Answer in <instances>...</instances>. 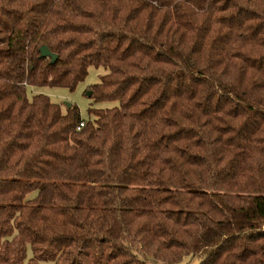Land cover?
<instances>
[{
  "label": "trees",
  "instance_id": "obj_1",
  "mask_svg": "<svg viewBox=\"0 0 264 264\" xmlns=\"http://www.w3.org/2000/svg\"><path fill=\"white\" fill-rule=\"evenodd\" d=\"M89 67L116 107L27 95ZM44 261L264 264V0H0V264Z\"/></svg>",
  "mask_w": 264,
  "mask_h": 264
},
{
  "label": "rangeland",
  "instance_id": "obj_2",
  "mask_svg": "<svg viewBox=\"0 0 264 264\" xmlns=\"http://www.w3.org/2000/svg\"><path fill=\"white\" fill-rule=\"evenodd\" d=\"M106 71L104 68L89 67L86 78L80 82L73 91H68L64 88H49L39 87L31 88L27 87V95L29 98L34 94H43L49 97L52 103L58 104L65 107L66 104L75 105L78 110L80 117L86 119L87 112L89 109L105 110L117 106V102H100L86 96L87 92H90V86L95 85L99 82V78L104 75ZM30 257V252H27V258ZM39 264H53L51 261L40 262ZM193 264H197L195 261Z\"/></svg>",
  "mask_w": 264,
  "mask_h": 264
},
{
  "label": "water",
  "instance_id": "obj_3",
  "mask_svg": "<svg viewBox=\"0 0 264 264\" xmlns=\"http://www.w3.org/2000/svg\"><path fill=\"white\" fill-rule=\"evenodd\" d=\"M39 53H40V57L41 58H50L51 59V63H53L56 60V56L51 54L49 52V50L45 46H42V47L39 48ZM86 96L90 97L91 93L87 92ZM66 107L70 108L71 104H66Z\"/></svg>",
  "mask_w": 264,
  "mask_h": 264
},
{
  "label": "built area",
  "instance_id": "obj_4",
  "mask_svg": "<svg viewBox=\"0 0 264 264\" xmlns=\"http://www.w3.org/2000/svg\"><path fill=\"white\" fill-rule=\"evenodd\" d=\"M82 126H83V123L81 122V123L79 124V128L82 127ZM79 128H77V129H79Z\"/></svg>",
  "mask_w": 264,
  "mask_h": 264
}]
</instances>
